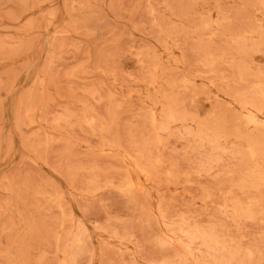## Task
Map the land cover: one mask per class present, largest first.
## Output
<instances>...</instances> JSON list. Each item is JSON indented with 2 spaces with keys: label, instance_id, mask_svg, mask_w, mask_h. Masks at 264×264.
Segmentation results:
<instances>
[{
  "label": "rangeland",
  "instance_id": "obj_1",
  "mask_svg": "<svg viewBox=\"0 0 264 264\" xmlns=\"http://www.w3.org/2000/svg\"><path fill=\"white\" fill-rule=\"evenodd\" d=\"M0 264H264V0H0Z\"/></svg>",
  "mask_w": 264,
  "mask_h": 264
},
{
  "label": "bare ground",
  "instance_id": "obj_2",
  "mask_svg": "<svg viewBox=\"0 0 264 264\" xmlns=\"http://www.w3.org/2000/svg\"><path fill=\"white\" fill-rule=\"evenodd\" d=\"M210 143V142H209Z\"/></svg>",
  "mask_w": 264,
  "mask_h": 264
}]
</instances>
